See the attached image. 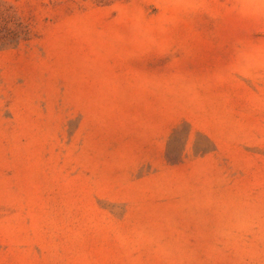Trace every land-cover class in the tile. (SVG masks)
Returning <instances> with one entry per match:
<instances>
[{
  "label": "rangeland",
  "instance_id": "obj_1",
  "mask_svg": "<svg viewBox=\"0 0 264 264\" xmlns=\"http://www.w3.org/2000/svg\"><path fill=\"white\" fill-rule=\"evenodd\" d=\"M0 264H264V0H0Z\"/></svg>",
  "mask_w": 264,
  "mask_h": 264
}]
</instances>
